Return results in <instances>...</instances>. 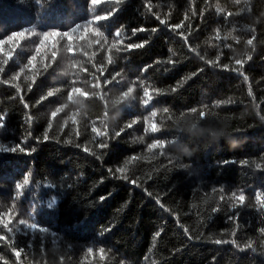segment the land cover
<instances>
[{
    "label": "trees",
    "instance_id": "1",
    "mask_svg": "<svg viewBox=\"0 0 264 264\" xmlns=\"http://www.w3.org/2000/svg\"><path fill=\"white\" fill-rule=\"evenodd\" d=\"M146 2L102 4L94 13L90 0H0V38L25 28L66 31L93 14L119 7L114 16L102 22L109 42L122 27L125 44L148 41L140 49L114 50L116 62L112 65L107 64L106 47L93 44L89 48L86 41L77 39V48L89 56L96 54L90 62L82 53L73 58L61 48L56 70L39 77L25 95L28 109L14 88L0 84V115L7 117L0 143L6 147L20 144L26 149L0 151V212L14 205V223L31 221L34 216V222L50 229L43 236L32 232L16 236V246L25 247L27 253L24 264L35 260L60 264V256L65 257L64 264H264V234L259 232L264 227V210L254 199L256 192L264 193V0H240L239 4L235 0H208L203 18L191 16L193 9L197 13L205 9L204 0H151L152 11L170 25L184 21L185 14L190 17L179 30L184 31L187 41L160 25L146 9ZM218 7L239 15L226 18L216 12ZM140 27L148 31L132 36L131 30ZM153 28L158 31L152 32ZM217 29L220 41L215 39ZM228 32L239 41L224 39ZM253 36L249 46L246 41ZM33 52L34 44L25 42L10 62L8 75L25 65ZM217 56L220 66L208 63ZM235 59L246 61L242 75L221 67H238ZM74 61L78 67L70 69ZM102 64L107 68V79L121 74L119 82L95 90L104 95L103 100L92 96L91 88L96 82L92 74L99 75L96 70ZM85 67L87 73L79 71ZM72 80L89 92V99L80 98V104L67 100V85ZM138 81L160 90L149 106L142 104L143 89ZM20 83L26 92V82L22 79ZM130 86L134 87V99L115 105ZM54 88L67 90L36 104ZM172 88L177 91L172 92ZM65 104V111L52 121L51 139L43 141L50 113ZM193 108L196 113L191 112ZM153 111L155 117L151 116ZM200 111L206 113L203 120ZM73 115L76 125L72 124ZM133 120L138 122L128 128ZM152 123L158 131L146 132ZM105 124L108 137L94 138L92 127L104 131ZM221 130L230 133L231 145L223 139L219 144L212 142L211 134ZM29 132L42 142L28 138L25 143ZM69 140L71 143H65ZM153 140L164 141L165 148L149 151L147 145ZM104 142L109 147L99 149L97 145ZM84 147L90 152L85 153ZM244 160L249 163L243 164ZM125 161H131L125 173L127 182L109 172L123 167ZM257 163L260 169H256ZM25 176L29 185L17 197L15 184L22 183ZM132 180L137 183L131 184ZM241 190L246 195L245 204L233 209L231 193ZM53 197L55 204L49 208ZM100 197L106 199L101 201ZM217 239H234L236 244L217 245ZM248 241H252L251 249L245 247ZM89 246L94 253L85 262ZM100 247L105 249L104 260L96 251ZM0 253L9 264H15L9 249L0 245Z\"/></svg>",
    "mask_w": 264,
    "mask_h": 264
},
{
    "label": "snow or ice",
    "instance_id": "2",
    "mask_svg": "<svg viewBox=\"0 0 264 264\" xmlns=\"http://www.w3.org/2000/svg\"><path fill=\"white\" fill-rule=\"evenodd\" d=\"M126 0H90V5L92 8V11L95 13L96 9H98L102 4H114V5H121L125 3ZM237 4L240 3V0H235ZM193 3H195V0H193ZM204 3L206 5L205 9L201 10L199 13H197L194 9L192 11L191 18H195L197 16L203 18L205 13L207 12L208 8V0H204ZM145 7L148 10L149 13L152 14V16L159 22L160 25H163L167 27L170 31L173 33H177L182 39L187 41V36H185L184 31H179L182 28H185V21L189 20L190 17L185 14V20L181 21V23L177 24H169L168 20L166 19H160V16L152 11V5L151 0H147L145 3ZM120 10L119 7H112L111 9L104 11L102 14H93L90 19L85 20L83 23L75 24V26L69 28L66 31H61L58 29H51L48 31H36L35 28L33 29H23L18 31H13L11 34L4 36L3 38H0V84L9 86L11 88H14L17 94V97L21 101L23 107L25 109L29 108V104L25 101V95L27 92H31L34 85L36 84V81L39 77L44 76L45 74L49 73V70L55 71V65L58 63L59 56L62 55L60 52L61 48L64 49V52L67 54H71V56L74 58L77 53H82L83 56L88 57L89 62L94 58L96 55L95 53L92 54V56H89L87 51H84L83 48H77L75 45V42L77 39L79 41H86L89 48L93 46H97L100 49L107 48V52L109 53L106 57L107 64L112 65L116 61L112 55L113 51L115 50L116 53H119L121 51H131L133 49H140L143 48L148 41H144L143 43H127L125 44L124 37L126 35L125 29L119 28L116 29V31L113 34V39L111 42H109L108 37L105 35V32L102 31L103 27V21H106L110 19L112 16L116 14ZM216 12L220 14H224L225 17H233L235 15H239V13H234L232 11L225 12L224 8H216ZM188 28L191 27L189 24L187 26ZM148 31V29H145L143 27L140 28H133L131 30V35L135 36L137 33ZM152 32L158 31L157 28L151 29ZM91 37V39H89ZM228 37H231L233 40L239 41L238 36H233L232 32H228L227 36L224 37V39H227ZM38 39V42H36V39ZM215 39L217 41L221 40L220 36V30H216ZM255 36L252 38L247 39V44L249 46L253 45ZM25 42H31L34 44V52L32 55H30L27 59V63L21 67L11 75H8L9 73V65L10 62L14 60V56L17 53L18 50L22 49V46ZM226 47H230V45H225ZM194 51V49H193ZM220 56H217L216 61H208L209 64H214L217 66L219 65ZM248 60H251V56H248ZM168 63L174 64L175 61L169 60ZM246 63L245 60L242 59H235V65L238 67L229 68L228 64H223L221 67L223 70H231L235 71L236 73L243 74L242 69L244 67V64ZM77 64L75 61L69 66L70 69H77ZM95 67V66H94ZM151 67V66H150ZM79 71H83L85 73L88 72V69L80 68ZM99 75H96L95 73L92 74V79L96 82L91 85V88L94 90L92 92V96H99V99L103 100L104 95H100L98 91L95 90H102L103 87H106L108 84L115 82H119L117 80L118 77L121 76L120 73H116L115 76L112 77V80L107 79V77L104 75V73L107 71V68L105 65H100V67L96 70ZM28 73H31V75H28ZM65 75H68V71H65ZM101 77H103V83L100 82ZM23 79L24 82H26V92H23L21 88V80ZM244 79L247 80L248 77L244 76ZM78 83L76 80H72L67 87L70 88V90L67 91V100L72 102L73 104H80L83 101L80 98L89 99L90 94L88 91H85L82 87L75 86ZM139 86L143 89V97H141L142 104L144 106H149L150 103L154 100L155 96L160 95L159 89H150L148 86L144 85L142 81H138ZM182 85L178 84L177 87H180ZM67 89H61V88H54L52 90L47 91L45 95H41L39 99L36 101V104L39 105L44 101H47L50 97H54L57 94L61 93L62 91H65ZM172 92L177 91V88H172ZM23 92V94H22ZM134 92V87L130 86L127 88L126 91H124L118 100L114 102L115 105H120L122 103H127L129 100L134 99L132 96ZM75 94V96H74ZM68 107L67 104L62 105L60 107H57L54 111L50 113V119L47 124V128L45 129L43 133V141H48L51 139L49 136V132L53 129V123L52 121L58 117V114L65 111V109ZM165 112L168 111V109H164ZM192 113H196L197 109L193 108L191 109ZM157 113L153 111L151 113L152 117H155ZM200 118L203 120L206 117V113L204 111L199 112ZM6 119L7 117L5 115H0V130H3L6 125ZM32 117L28 116V124L31 125L32 123ZM105 119H107V113L105 114ZM72 124L76 125L78 121L76 120V115H73L71 117ZM148 117H145V123H147ZM138 121L133 120L130 124L127 125L128 128H131L134 124H136ZM67 123V121L65 122ZM105 130L101 131L97 127H92V133L95 134V137H101V138H107L108 132H107V125H104ZM123 131V129L121 130ZM145 131H151L152 133H156L158 131L157 125L155 123H152L150 126V129L148 127L145 128ZM79 135V133H76ZM115 136L119 137L120 133H115ZM28 138H33L31 132L28 133V136L25 139V143ZM33 139H36L37 142H42L39 137H34ZM142 139V138H141ZM65 143H71V141H65ZM76 147H80L79 144L76 145ZM99 149H107L109 147L108 143H99L97 145ZM147 148L149 151H152L154 149H164L165 148V142L161 140H153L151 144L147 145ZM0 151L3 152H11L15 153L17 151L19 152H25L26 149L22 147L20 144H16L14 147H6L4 144L0 143ZM32 151H35L33 148ZM83 151L85 153H89L90 149L88 147H84ZM93 156H96L95 152L90 153ZM100 157H97L99 159ZM132 159H136V157H133ZM131 161H125L123 167H118L115 169V172L113 173L112 169H109L110 174L113 175V178L116 179H122L124 181H129L128 175L125 173L127 172L128 164ZM243 164H248V160L242 161ZM256 169L261 168V164L257 163L255 165ZM115 173L121 174L120 176H116ZM131 184L135 185L137 182L135 180L130 181ZM29 185V178L28 176H25L23 178L22 183L15 184L16 189V196L21 195V190L25 189ZM215 191V190H214ZM223 191V189H221ZM149 195H151L149 193ZM106 199V197H100V200L103 201ZM221 200H224L225 197L221 196ZM230 199L232 200L231 207L233 209H236L238 205H244L246 201V195L243 190L239 192H232ZM254 199L259 205L261 210H264V193L256 192L254 195ZM159 202V201H157ZM55 204V198L53 197L52 201L48 204L49 208H52ZM35 211V210H33ZM213 211H216L215 209ZM17 213L15 212V206L9 208L7 211L0 212V245H3L7 249L10 250L11 255L15 258V264H24V259L27 258V253L25 251V247H17L15 244V238L17 235H28L29 232L32 233H38L41 236L43 234L49 233L50 229L48 227L42 226L39 222H34L35 217L32 216L31 221L29 219H19L14 223V218L16 217ZM229 219H233L232 216L229 217ZM238 219V217H236ZM259 232L261 234H264V227L259 228ZM235 231L232 233L233 236H235ZM52 236H56V233H51ZM160 232L156 233V236H159ZM215 244L221 245V244H236V241L233 240H220L217 239L214 241ZM29 247H31V244H29ZM246 248L251 249L252 248V241H248V243L245 245ZM43 241L41 240V251L43 252ZM100 254V259H105V249L103 247H100L96 250ZM94 253L93 247L89 246L86 249L84 260L87 262L88 257L91 256ZM22 254H24L22 256ZM65 257L60 256L59 261L60 264H64ZM0 261L3 262V264H9V261L3 255L0 253ZM30 264H41V261L35 260L31 261ZM43 264H47V260L43 261Z\"/></svg>",
    "mask_w": 264,
    "mask_h": 264
},
{
    "label": "clouds",
    "instance_id": "3",
    "mask_svg": "<svg viewBox=\"0 0 264 264\" xmlns=\"http://www.w3.org/2000/svg\"><path fill=\"white\" fill-rule=\"evenodd\" d=\"M212 136V142L215 144H219V142L221 141V139H223L225 142L229 143L231 145V141H230V133H228L227 131H217L211 134ZM188 155H190L191 153H186Z\"/></svg>",
    "mask_w": 264,
    "mask_h": 264
}]
</instances>
